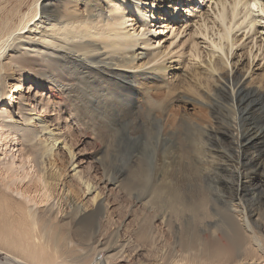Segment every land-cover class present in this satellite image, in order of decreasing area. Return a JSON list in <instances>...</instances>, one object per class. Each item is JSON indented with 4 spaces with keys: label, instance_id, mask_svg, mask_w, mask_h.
Returning a JSON list of instances; mask_svg holds the SVG:
<instances>
[{
    "label": "bare ground",
    "instance_id": "obj_1",
    "mask_svg": "<svg viewBox=\"0 0 264 264\" xmlns=\"http://www.w3.org/2000/svg\"><path fill=\"white\" fill-rule=\"evenodd\" d=\"M212 1L0 0L3 126L36 169L2 176V264H264V69L245 78L251 45L248 66L233 64L236 36L264 33V1ZM58 109L96 146L100 185L141 207L128 238L103 231L111 204L80 169ZM131 117L155 124L138 153L125 144ZM123 153L137 161L121 166ZM16 180L26 181L20 198ZM87 247L109 254L86 262Z\"/></svg>",
    "mask_w": 264,
    "mask_h": 264
},
{
    "label": "rangeland",
    "instance_id": "obj_2",
    "mask_svg": "<svg viewBox=\"0 0 264 264\" xmlns=\"http://www.w3.org/2000/svg\"><path fill=\"white\" fill-rule=\"evenodd\" d=\"M43 1L44 0H40V2H39L40 5H38L39 9H40V6L43 3ZM139 1H142V0H139ZM211 2L213 4L212 0H211ZM211 2H210V4H207L206 7L205 6L200 7L201 10L205 9V11H206L209 8V5L210 6L212 5ZM138 4H139V6H141L140 8L144 9V13L145 14L147 13L146 15H148V14L152 15V14H154V12L156 14V9H153V6H151L152 4H150V8L145 5L144 1L139 2ZM260 14L261 13H256V15H255V13H254L255 16L254 15H252V16L258 17V16H260ZM156 16H157V14H156ZM261 16H263V18H264L263 14ZM179 23H180L181 28H182V26H184V28H187L186 23H185V19H183V21H181V22L179 21ZM259 25H261V26H259ZM259 25H258L259 26L258 28H260V27L264 28V21L262 20L261 24H259ZM141 30H142V28H139V31H141ZM262 34H264V33L259 32V34H257V36H255L254 43L251 42L252 39L250 38L252 36V34H250L249 36H241L242 35V32H241L236 36L237 40H240V43H239V48L237 49L238 55H237V57H235V59H233V64L235 62L239 61L238 65L240 68H242V66H244V68H246L248 66V64H247L248 63L247 52H249V49L251 48V47L249 48L250 45L252 47H254L252 55L258 54V57L255 59L254 63L251 64L252 65L251 69L249 70L248 73H246L247 75H245V78L249 79L251 77V75H253L254 73L259 75L260 73H262V71L264 69V59H263L264 58L263 57L264 56V53H263L264 52V35L262 36ZM170 36L171 35L169 33L168 37H170ZM184 38L185 37H183L182 39H184ZM150 42L154 43L155 41L151 40ZM256 42H257V44H255ZM153 45H152L153 50H155L154 48L156 45H157L156 48L158 49V43L153 44ZM261 45H262V52H259L258 49H259V46H261ZM201 46H203V44ZM241 53H243V54H241ZM239 56H243V58L239 59L238 58ZM251 61H252V59H251ZM189 63H191L189 56H185L184 58H182L180 60V65L178 67L183 69L184 64L188 65ZM189 67H191V66H189ZM243 72H245V69H244V71L242 70V73ZM183 73H184V70H183ZM27 86H28V84L25 82V86L23 87V93L24 94L26 93V91H28ZM255 87L257 89H260V86H258V85L257 86L255 85ZM28 96H30V95H27V97ZM6 102L0 103L1 111L3 109V114H2L3 116L0 113V187H2V188H3V184L6 182V180L2 177L3 174L5 173L4 172L5 169L10 168L12 170V172H17V173H19V175H22V177L25 176L27 172L30 173V175L32 176L33 173L36 171L34 166H33V169L31 170V164L29 163V161L27 159H24V157H21V153L19 151V147H20L21 143H19L20 141L18 139L19 137L17 136V134H15V135L12 134L11 131L8 130V128H5L3 126V121H10L11 120L10 118H9L10 120L8 119V117L10 116L9 115L10 112L7 111V110L11 109V107L10 108L6 107ZM192 104L193 103H187V102L185 103L183 101V102L179 103V106H182V105L190 106V107H188L189 111L194 112V110H193L194 107H192L193 106ZM60 110L61 109H58V111L56 112V115L59 118L61 117V120H62V121H60L61 122L60 123L61 129L65 132L67 131L66 132L67 134H69L75 130L73 132L74 137H75L74 141L76 143L75 144V150H76L75 152H76V154L79 153L78 154V157H79L78 162L81 161V163H79L81 166L80 169L83 170L84 175H86L85 177L92 178L94 182L99 183V187L103 188L102 190L106 194L105 195V198H106L105 201H107L109 204H111V205H109V214L111 217L110 218L111 223H108L107 221H103L101 224V225H103V231L113 233L114 231L118 230V228H123L122 231H124V232H121L122 233L121 236H122V238H128V235H126V233H125V229H126L127 225H131L134 227V223H133L135 221L134 217H136L137 215L140 214L139 211H141V210L139 208H141V207H138V205L136 206V202L132 198H130L129 196L125 195V193L116 189L115 186H111V187H109V189L107 188L105 190L104 186H103L105 184L100 185V181H101L100 177H101L102 173H101L100 168L98 167V164H96V160H95V154L97 151L96 146L94 145V143L91 141V139L89 137L81 135L75 127L74 128L72 127V120H71L70 116L68 115L69 114L68 111H65V110L60 111ZM12 111H13V113H11V115L13 114L12 116H16L19 118L21 117L18 106H16V108L13 107V110H11V112ZM132 119H134V120H132ZM140 121H141V123L137 124V122H140ZM127 122L128 123H125L126 130H131L129 132L133 134V137H132V139L127 140V142L125 144L129 149V153H131V151H133V150L135 153H138L143 148L148 147L147 143H148L149 137L151 135H153L150 132L155 131L154 121H153V123H151V122H149L148 119L145 120L142 117H139V118H135V117L132 118L131 117L128 119ZM66 125H68V126L66 127ZM69 129L71 130V132ZM151 138H153V137H151ZM127 144H129V145H127ZM94 152H95V154H94ZM129 153L128 154L123 153V154H121L122 157L120 156V158H119L120 165L124 166L125 168H126V165L129 163L130 160H132L133 162L137 161L136 158H131L132 156ZM63 156L66 159L65 161H67L68 160L67 155L65 154ZM171 161H172V159H171ZM158 164H159V162H158ZM173 166H175V165H173ZM176 172L180 173L179 171H176ZM94 175L96 177H94ZM31 176H28V177L31 178ZM123 176L124 177H122L121 180L122 179L125 180V177H127V174H126V176L125 175H123ZM22 185H26V181L24 183H21V182H17V180H16V185L12 186V188H14L13 190H15V191L12 190L9 192L14 197L20 198V196L18 195L19 193H17L16 190H17V188H20L19 191H21L22 189L24 190L25 186L22 187ZM109 190H111V191H109ZM132 220H134V221H132ZM158 224L159 223H157V225ZM158 229L159 230L161 229V231H160L161 234H163V236H165L164 240L166 238L167 241H171V240H168V237H170V236H168V233L164 232L165 230L162 229V227H158ZM162 230H163V232H162ZM170 239H171V237H170ZM86 250L84 251V253H86L85 258H86V260L88 259V261L84 260L86 262H91L92 259L93 260L95 259L92 257L98 256V254H99V259H102L104 261L105 258L107 257V255L109 254L105 250L99 252L97 250V248L95 249L94 247L93 248L87 247ZM95 250H97V251L95 252ZM128 251H131V252H129L130 254H132L131 258H135V255H133L134 254L133 249L129 248ZM87 254L88 255L92 254V255L88 256ZM6 257H7V255L5 253L0 252V262H1L0 264L6 262Z\"/></svg>",
    "mask_w": 264,
    "mask_h": 264
}]
</instances>
